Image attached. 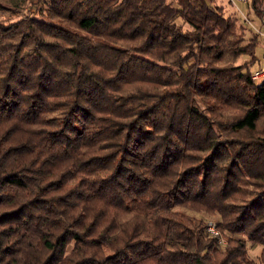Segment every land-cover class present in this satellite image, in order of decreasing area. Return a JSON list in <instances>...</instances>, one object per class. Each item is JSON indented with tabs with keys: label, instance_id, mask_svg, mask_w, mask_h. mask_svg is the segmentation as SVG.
Instances as JSON below:
<instances>
[{
	"label": "trees",
	"instance_id": "obj_1",
	"mask_svg": "<svg viewBox=\"0 0 264 264\" xmlns=\"http://www.w3.org/2000/svg\"><path fill=\"white\" fill-rule=\"evenodd\" d=\"M210 1L0 0V264H264L259 34Z\"/></svg>",
	"mask_w": 264,
	"mask_h": 264
},
{
	"label": "rangeland",
	"instance_id": "obj_2",
	"mask_svg": "<svg viewBox=\"0 0 264 264\" xmlns=\"http://www.w3.org/2000/svg\"><path fill=\"white\" fill-rule=\"evenodd\" d=\"M207 1L211 2L210 0H207ZM216 2L220 5H223L229 12L233 10V7H234V9L236 8L235 12L239 15L241 21L244 20L243 16H240L239 11L247 14L246 13L247 3L242 2L240 0H236L234 3H229L228 0H216ZM248 18L250 20L252 19L251 21H252L255 29L259 30L261 32L258 35V42H257V45L255 47V57H256V59L262 60V58L264 56V21L262 20V18L258 17L254 13L251 15V18L249 16H248ZM177 22L182 23L185 30L189 29V26L187 24L183 23L181 18H178ZM246 26L248 28V30L246 31V37H247V39H249L252 37L253 33L256 31H254V29L252 27L248 26L247 24H246ZM256 59H253V57L251 58L249 55H247L245 57H241L238 62L239 63H242V62L248 63L249 62L250 66L257 67L258 64L256 62ZM186 213H188L189 215H192L193 217H195L198 220L202 219L205 222L211 220V221H215L217 224L221 220V217L217 214H207L204 212H190V211H186ZM234 237L240 238L241 236L236 235ZM247 246L249 247V252H248L249 258L258 262L260 250H261L262 246L261 245L253 246V245H251L250 242L247 243Z\"/></svg>",
	"mask_w": 264,
	"mask_h": 264
},
{
	"label": "built area",
	"instance_id": "obj_3",
	"mask_svg": "<svg viewBox=\"0 0 264 264\" xmlns=\"http://www.w3.org/2000/svg\"><path fill=\"white\" fill-rule=\"evenodd\" d=\"M231 3H234L236 0H229ZM242 2L248 3V0H240ZM240 12V16H243V22L244 24H247L248 26L252 27L254 29V31H256L255 33H261L259 30H256L252 21L248 18L247 14ZM246 21V22H245ZM257 62V61H256ZM255 63V62H254ZM258 66L254 69H250L251 71V78L252 80L258 82L264 79V56L262 58L261 61L257 62ZM252 67V66H250ZM206 230L208 233H210L211 235L215 236V237H219V241L221 243H224V241L221 239V236L219 234V231L217 229V224L215 221H207L206 222Z\"/></svg>",
	"mask_w": 264,
	"mask_h": 264
},
{
	"label": "crops",
	"instance_id": "obj_4",
	"mask_svg": "<svg viewBox=\"0 0 264 264\" xmlns=\"http://www.w3.org/2000/svg\"><path fill=\"white\" fill-rule=\"evenodd\" d=\"M231 5V4H230ZM236 11V8L234 9V7H233V10L232 11H228L227 10V12H229V13H232V12H235ZM246 13H247V15L251 18V15L253 14V12L250 10V8H249V5H248V3H247V9H246ZM238 15V14H237ZM239 16V15H238ZM252 20V19H251ZM262 20L264 21V15H263V17H262ZM246 25V24H245ZM256 61H261L260 59H256ZM252 69L253 68H256V67H251Z\"/></svg>",
	"mask_w": 264,
	"mask_h": 264
}]
</instances>
